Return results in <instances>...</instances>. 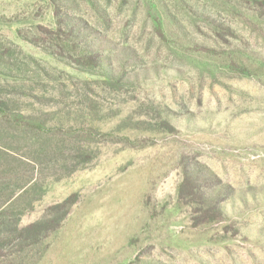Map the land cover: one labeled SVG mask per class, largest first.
I'll use <instances>...</instances> for the list:
<instances>
[{
    "label": "rangeland",
    "instance_id": "rangeland-1",
    "mask_svg": "<svg viewBox=\"0 0 264 264\" xmlns=\"http://www.w3.org/2000/svg\"><path fill=\"white\" fill-rule=\"evenodd\" d=\"M0 103V264H264V0H0Z\"/></svg>",
    "mask_w": 264,
    "mask_h": 264
},
{
    "label": "trees",
    "instance_id": "trees-1",
    "mask_svg": "<svg viewBox=\"0 0 264 264\" xmlns=\"http://www.w3.org/2000/svg\"><path fill=\"white\" fill-rule=\"evenodd\" d=\"M67 20V19H66ZM57 24H58V28L56 29V32L55 33H52L51 32V35H55L57 36V38L59 37V34H64L65 36H70L71 40L74 41V44H75V40H76V36L74 37L73 35H70L68 33H65L62 31V27H67L68 28V25L65 24L63 21L61 20H58L57 21ZM70 33L72 32L71 28H68ZM78 35V34H77ZM68 41V40H66ZM62 51V50H60ZM65 51V50H64ZM72 53H75L76 54V50H73ZM86 53V54H84ZM84 55L85 56H81V57H85L87 63H90L92 65H97L99 62H100V59H101V56L96 54L95 52H86L84 50ZM57 55V54H56ZM71 55H74V54H71ZM78 59H79V56H78ZM80 61V60H78ZM108 78V77H107ZM1 104V103H0ZM13 120L15 121L14 123L16 124H24L26 127L30 126L32 127L31 129H34V130H41L43 128V124L39 123L38 121L36 120H33V119H28V118H24L23 116H17L15 115ZM193 177H190V178H185L184 179V182L185 184L190 187L191 189H189V194L194 198L196 199L197 201L199 202H208L210 207L207 211L204 212V215H207L205 218H208V219H214L215 217H217L216 214L220 213V210H219V201L221 199V197L217 196V197H214L213 195L210 194V190L209 189H197V185L195 182H192ZM182 187H184V189H186L185 185L183 184ZM37 228V225H33V226H30L29 228H27L26 230H24L23 232L25 231H31V230H35ZM23 232L20 233L19 235H23Z\"/></svg>",
    "mask_w": 264,
    "mask_h": 264
}]
</instances>
